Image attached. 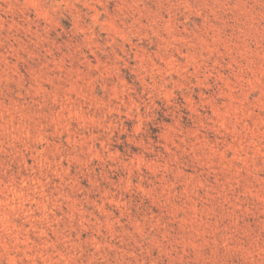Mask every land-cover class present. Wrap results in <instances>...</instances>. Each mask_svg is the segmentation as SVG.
Listing matches in <instances>:
<instances>
[{
    "label": "clouds",
    "instance_id": "1",
    "mask_svg": "<svg viewBox=\"0 0 264 264\" xmlns=\"http://www.w3.org/2000/svg\"><path fill=\"white\" fill-rule=\"evenodd\" d=\"M0 264H264V0H0Z\"/></svg>",
    "mask_w": 264,
    "mask_h": 264
}]
</instances>
